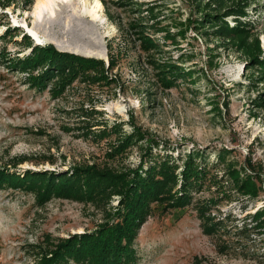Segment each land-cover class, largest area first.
I'll list each match as a JSON object with an SVG mask.
<instances>
[{
	"label": "rangeland",
	"instance_id": "obj_1",
	"mask_svg": "<svg viewBox=\"0 0 264 264\" xmlns=\"http://www.w3.org/2000/svg\"><path fill=\"white\" fill-rule=\"evenodd\" d=\"M42 1L0 0V167L22 176L92 164L128 172L139 166L141 145L175 158L200 153L210 174L229 182L215 184L207 175L184 208L153 203L134 242L133 264H264V217L255 220L264 211V69L218 38L215 28L199 30L203 15L195 0ZM250 2L242 19L258 34L263 58L264 0ZM23 22L37 24L43 43ZM143 31L160 48L146 44ZM34 44L102 59L106 68L113 58L111 80L79 75L60 94L54 93L57 75L44 88L36 85L31 76L47 65H13ZM168 63L186 76L166 81L161 67ZM115 124L117 131L100 132ZM129 134L143 136L111 157V144ZM226 164L241 179L252 175L255 192L236 188ZM202 202L211 222L199 216ZM116 220L84 200L54 195L42 202L24 186H0V264H40L42 250ZM219 222L224 225L206 231Z\"/></svg>",
	"mask_w": 264,
	"mask_h": 264
},
{
	"label": "trees",
	"instance_id": "obj_2",
	"mask_svg": "<svg viewBox=\"0 0 264 264\" xmlns=\"http://www.w3.org/2000/svg\"><path fill=\"white\" fill-rule=\"evenodd\" d=\"M203 19L199 22V30H206V26L215 28L218 38L245 52L256 65L264 69V57L261 58V43L254 28L242 18L248 17L250 0H195ZM139 5V4H138ZM153 12V7L148 9ZM232 19H229V18ZM154 14L150 19H154ZM140 21L139 25H142ZM153 24V23H152ZM150 29L160 31L155 25H148ZM144 42L150 47L160 48L158 43L145 32ZM205 34H208L207 30ZM28 37V36H26ZM30 44V41L29 43ZM1 55V53H0ZM3 58H10L4 55ZM11 62V61H10ZM14 66L35 68L48 66V69L34 77L36 85L45 87L47 82L57 75L54 93L60 94L65 86L70 85L79 75L83 78L110 82L107 72L114 66L113 58L109 68L105 67L102 59L86 57L78 53L58 51L52 44H34L31 53ZM33 66V67H32ZM165 67V68H164ZM163 72L168 71L169 82L176 76H186L180 71V67L168 63L162 66ZM167 76V75H165ZM264 99V98H263ZM119 124H115L110 130L107 127L100 130L104 135L109 131H117ZM140 135H126L118 138L111 144L108 153L111 157L123 154L131 144L137 143ZM156 143V141H154ZM158 144V143H157ZM155 144V145H157ZM145 152L140 157L139 166L133 170L115 172V169L107 166L99 167L97 164L75 166L70 172L57 175L53 172H31L27 170L23 176L18 172H10L8 167H0V186L13 187L24 186L33 190L39 200L45 202L54 195L84 200L92 203L98 210L104 213L106 220L111 216L117 217L113 223L106 221L99 225L96 231L84 232L80 235L70 236L49 249L41 251L40 264H133L136 261V249L134 242L140 226L152 214V204L164 205V210L169 208H184L193 201V191L198 189L207 175L211 172L202 164L200 153L190 151L185 157L175 158L169 154H157L153 152L152 145H141ZM180 161H182L180 163ZM147 163V168L144 164ZM229 165V164H226ZM250 165H252L250 163ZM253 166V165H252ZM182 167L181 181L179 185L177 169ZM230 174L235 187L245 193L255 192V183L252 175L241 179V172L235 170L232 164ZM254 168V166L252 167ZM253 174H255L253 172ZM210 182L224 184L228 180L219 179L210 174ZM229 182V181H228ZM205 184V183H204ZM208 187L211 184H207ZM118 195L117 206L111 204L112 197ZM213 197L210 199L213 201ZM207 202H202L198 207L202 220L211 222L208 213ZM111 209H115L112 212ZM255 214V220H262L264 211L259 210ZM264 225V219L259 221ZM224 224L211 223L206 227L209 232L216 226Z\"/></svg>",
	"mask_w": 264,
	"mask_h": 264
},
{
	"label": "bare ground",
	"instance_id": "obj_3",
	"mask_svg": "<svg viewBox=\"0 0 264 264\" xmlns=\"http://www.w3.org/2000/svg\"><path fill=\"white\" fill-rule=\"evenodd\" d=\"M50 1L51 0H43L42 4L47 6L50 3ZM21 25L35 38L36 42L43 43V38H42L40 30L38 29L37 24H34V25L30 26L26 22H23V23H21ZM75 53H78V52H75Z\"/></svg>",
	"mask_w": 264,
	"mask_h": 264
},
{
	"label": "water",
	"instance_id": "obj_4",
	"mask_svg": "<svg viewBox=\"0 0 264 264\" xmlns=\"http://www.w3.org/2000/svg\"><path fill=\"white\" fill-rule=\"evenodd\" d=\"M27 34L31 35L30 33H27Z\"/></svg>",
	"mask_w": 264,
	"mask_h": 264
}]
</instances>
